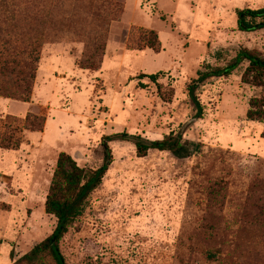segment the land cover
I'll use <instances>...</instances> for the list:
<instances>
[{
	"label": "rangeland",
	"instance_id": "rangeland-1",
	"mask_svg": "<svg viewBox=\"0 0 264 264\" xmlns=\"http://www.w3.org/2000/svg\"><path fill=\"white\" fill-rule=\"evenodd\" d=\"M12 1L25 7L17 33L31 41L41 29L42 39L29 102L0 97V139L19 140L0 148V264L55 229L44 204L60 153L92 168L104 137L170 133L200 151L138 158L132 142H107L112 162L62 242L69 263L264 264V122L246 119L264 88L241 83L247 62L200 82L199 119L188 89L242 48L264 53V30L238 31L236 17L263 10L264 0ZM149 31L159 51L147 48ZM97 44L98 68L81 69ZM160 72L156 84L139 79ZM27 115L45 120L41 131L24 129Z\"/></svg>",
	"mask_w": 264,
	"mask_h": 264
},
{
	"label": "trees",
	"instance_id": "trees-1",
	"mask_svg": "<svg viewBox=\"0 0 264 264\" xmlns=\"http://www.w3.org/2000/svg\"><path fill=\"white\" fill-rule=\"evenodd\" d=\"M25 7L12 0H0V97L10 98L22 103H28L31 88L35 79L36 67L39 62L42 30L35 31L30 41L31 34L19 35V20L24 14ZM237 30L241 32H254L264 30L263 10H237ZM147 48L159 51L160 43L153 31L145 33ZM30 41V42H29ZM102 45H96V51L81 59L78 63L81 69L96 70L100 62L98 56L102 54ZM96 58V62L87 64L89 58ZM243 62L248 65L242 73L241 83L253 88H264V53L240 49L228 65L223 68L207 67L206 71L199 73V78L192 83L189 96L195 108L194 119L202 118V109L199 100L194 94L198 83L209 78L228 77ZM162 73L155 75H140L139 79L147 78L156 84ZM246 119L254 122H264V99L251 98L248 102ZM45 120L42 117L27 115L24 129L32 132L41 131ZM17 132V130H14ZM264 139V126L261 133ZM126 140L136 147L138 158L145 157L149 151L167 152L177 159H186L200 151L201 145L183 139L180 133H170L161 140L149 141L135 136L117 135L111 138H102L99 143L101 162L96 167H80L71 156L60 153L56 161L44 210L56 219L53 232L42 242L14 261V264H70L62 250V242L71 229L80 225L86 209L90 205L92 194L101 186L104 176L112 162L111 152L107 142L111 140ZM19 140L0 139V148L17 149ZM209 258L211 255L209 254ZM84 264H109L101 260L95 263Z\"/></svg>",
	"mask_w": 264,
	"mask_h": 264
}]
</instances>
